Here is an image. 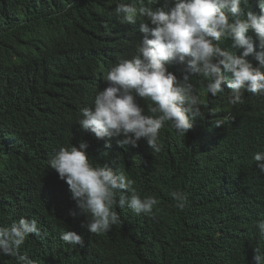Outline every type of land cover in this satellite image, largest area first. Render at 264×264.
<instances>
[{
  "label": "trees",
  "instance_id": "16d2710c",
  "mask_svg": "<svg viewBox=\"0 0 264 264\" xmlns=\"http://www.w3.org/2000/svg\"><path fill=\"white\" fill-rule=\"evenodd\" d=\"M115 2L0 0V224L21 217L38 221L40 235L31 234L20 249L38 264H253L254 247L264 249L255 227L264 219V181L249 136L260 130L253 112L260 98L244 93L243 102L233 105L227 89L211 97L201 76L191 78L204 101L201 117L184 135L166 124L159 152L144 139L137 147L116 140L105 147L90 139L78 121L65 128L77 145L87 142L90 159L105 148L106 162L124 169L136 190L158 203L140 215L117 207L121 223L109 231L77 233L84 237L83 248L56 237L58 216L46 208V186L26 176V154L40 159L39 149L45 154L41 136L48 129L38 126L48 114H81L84 107L62 89V71L66 74L88 52L99 53L85 34L94 38L101 27L97 13ZM135 49L130 45L131 52ZM139 102L148 113L151 101ZM175 189L189 197L182 211L169 195ZM0 264H16V259L0 255Z\"/></svg>",
  "mask_w": 264,
  "mask_h": 264
},
{
  "label": "clouds",
  "instance_id": "9594fccd",
  "mask_svg": "<svg viewBox=\"0 0 264 264\" xmlns=\"http://www.w3.org/2000/svg\"><path fill=\"white\" fill-rule=\"evenodd\" d=\"M97 16L101 27L93 39L89 31L85 35L99 53L88 52L66 74L62 71V89L84 107L81 114H48L38 126L48 129L41 136L45 154L40 149L41 159L26 154V176L46 186V208L58 216L56 237L83 248L84 237L77 233L109 231L121 223L117 207L140 215L151 213L158 203L153 195L142 196L124 169L106 162L105 148L92 161L87 142L77 145L65 128L78 121L90 139L105 147L112 140L137 147L144 139L159 152L166 124L184 135L202 115L204 101L193 87V76L203 77L211 97L230 90L233 105L243 102L244 93L260 98L253 109L260 130L249 136L264 181V0H116ZM130 45L136 46L134 52ZM140 100L151 101L148 113ZM169 195L176 209L188 206V194L181 189ZM255 227L264 238V219ZM40 231L34 218L0 224V255L15 257L16 264H38L20 249ZM253 251V264H264V249Z\"/></svg>",
  "mask_w": 264,
  "mask_h": 264
},
{
  "label": "bare ground",
  "instance_id": "6f19581e",
  "mask_svg": "<svg viewBox=\"0 0 264 264\" xmlns=\"http://www.w3.org/2000/svg\"><path fill=\"white\" fill-rule=\"evenodd\" d=\"M199 86V85H198ZM196 89V88H195ZM126 147V146H125ZM118 149V148H117Z\"/></svg>",
  "mask_w": 264,
  "mask_h": 264
}]
</instances>
